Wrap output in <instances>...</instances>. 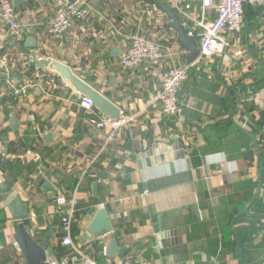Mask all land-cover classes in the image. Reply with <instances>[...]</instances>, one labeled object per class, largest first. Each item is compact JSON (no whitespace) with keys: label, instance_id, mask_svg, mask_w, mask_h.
I'll list each match as a JSON object with an SVG mask.
<instances>
[{"label":"crops","instance_id":"0c3cea01","mask_svg":"<svg viewBox=\"0 0 264 264\" xmlns=\"http://www.w3.org/2000/svg\"><path fill=\"white\" fill-rule=\"evenodd\" d=\"M10 1L24 31L18 38L0 27V99L7 97L0 101V165L19 159L36 167L11 184L0 169V264H25L14 238L20 221L8 210L14 197L26 205L21 222L32 238L48 237L47 263L83 253L96 264H264V3L245 5L227 57L203 59L192 78L187 74L178 112L166 115L152 101L164 63H120L131 30L155 40L173 32L163 13L153 24L141 14L143 0H87L91 16L62 37H47L53 0ZM180 3L200 12V0ZM29 36L38 58L68 65L119 107L128 123L113 142L94 106L83 107L54 69L30 61ZM237 48L242 54L233 56ZM6 79L33 88L20 98ZM58 193L75 196L76 206L90 202L73 219L72 246L61 243ZM100 206L112 226L100 231L104 239L88 234Z\"/></svg>","mask_w":264,"mask_h":264},{"label":"built area","instance_id":"2783aa9c","mask_svg":"<svg viewBox=\"0 0 264 264\" xmlns=\"http://www.w3.org/2000/svg\"><path fill=\"white\" fill-rule=\"evenodd\" d=\"M54 15L46 30L47 37H62L68 33L75 23H81L93 14V7L87 0H53ZM181 0H168L169 5L177 14L182 15L189 27L188 34L197 40L200 57L207 60L214 55H224L230 49L229 37L242 28L244 7L247 4H262L264 0H200V12L193 14L181 6ZM215 16L209 17L210 11ZM141 14L150 19L153 24L158 23L160 11L153 5L144 4ZM179 15V16H180ZM184 24V25H185ZM185 25V26H186ZM0 27L6 28L9 34L22 38L24 26L18 20V13L10 0H0ZM40 42L43 35H37ZM124 52L120 56V63L125 68L145 67L151 63H164L161 73L160 89L153 96L164 114L175 115L178 112V90L187 78L189 65L182 61L180 49L176 48L175 35L166 33L160 39L147 37L139 29L131 30L126 35ZM38 50V48H37ZM184 51V50H183ZM233 56L242 54L240 48L233 50ZM30 61L31 58H29ZM38 66V65H37ZM7 73V72H6ZM13 95L24 98L33 84L26 82L16 85L11 79H6ZM80 104L88 110H93V104L87 97H81ZM128 119L120 116L118 119L101 117L100 127L106 129V142H113L121 128L127 125ZM53 211L59 217L62 233L61 243L72 246L73 216L78 200L75 196L58 193L54 197ZM101 207V206H100ZM106 234L100 232L99 239ZM48 264H96L93 257L80 253V256H63L60 261L48 260Z\"/></svg>","mask_w":264,"mask_h":264},{"label":"water","instance_id":"95a60500","mask_svg":"<svg viewBox=\"0 0 264 264\" xmlns=\"http://www.w3.org/2000/svg\"><path fill=\"white\" fill-rule=\"evenodd\" d=\"M143 1L146 4L153 5L166 16V31L172 30L174 32L177 44L185 51V63L189 66L195 63L200 57L199 46L195 38L188 34L187 27L181 22L179 15L162 0ZM116 38L121 39L122 37L116 35ZM25 45L33 49L30 58L36 65L48 66L58 72L63 82L66 83L76 95L90 99L93 106L103 118L118 119L121 116L120 109L115 103L76 75L68 65L46 56L38 58L34 51L36 48L35 37H27L25 39ZM191 74L192 70L189 69L188 76ZM102 175L103 173H97V177ZM91 187L92 195L97 196L98 182H93ZM8 210L13 220L20 221L16 225L14 238L25 258V264H48L46 262V258L49 255L48 237H45L40 242L35 241L27 232L23 222H21L28 217L26 205L22 203L18 197H14L8 203ZM111 229L112 226L106 209L104 207L99 208L89 225L88 234L91 235L102 230L110 231ZM115 243L116 241L113 239V247H115Z\"/></svg>","mask_w":264,"mask_h":264},{"label":"trees","instance_id":"16d2710c","mask_svg":"<svg viewBox=\"0 0 264 264\" xmlns=\"http://www.w3.org/2000/svg\"><path fill=\"white\" fill-rule=\"evenodd\" d=\"M162 1L166 2V4L169 5L167 0H162ZM183 60L184 59H182V61ZM198 64L203 65V59H198L195 63H193L192 65L189 66L188 71H189V69L192 70L191 78L195 75L196 67H197ZM5 98H7V97H5V96L2 97L0 99V101L4 100ZM94 110H96V109H94ZM35 167L36 166H35L34 163L26 162V161L22 162L19 159L18 160L14 159V160H10V161H7V162H3L0 165V169L6 175V181L9 184H11L12 180H14L17 176L22 175L23 172L31 171ZM89 204H90V202H85V203H79V205L76 206V208H78V211L77 212L75 211V213H74V216H73L74 221L79 220L81 215H83V214H85L87 212V209H88L87 206H89ZM72 232H73V235H75L77 233V231L75 229H73V226H72ZM96 249H97V247H96Z\"/></svg>","mask_w":264,"mask_h":264}]
</instances>
